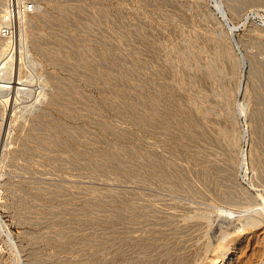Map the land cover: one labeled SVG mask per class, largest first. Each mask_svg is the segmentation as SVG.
<instances>
[{
    "label": "rangeland",
    "instance_id": "obj_1",
    "mask_svg": "<svg viewBox=\"0 0 264 264\" xmlns=\"http://www.w3.org/2000/svg\"><path fill=\"white\" fill-rule=\"evenodd\" d=\"M24 1L0 42V264H220L259 235L264 0Z\"/></svg>",
    "mask_w": 264,
    "mask_h": 264
},
{
    "label": "bare ground",
    "instance_id": "obj_2",
    "mask_svg": "<svg viewBox=\"0 0 264 264\" xmlns=\"http://www.w3.org/2000/svg\"><path fill=\"white\" fill-rule=\"evenodd\" d=\"M26 11H27V8H26ZM2 13H4V11H2ZM23 13H24V11H23V9H21V13L20 14H23ZM2 16H3V14H2ZM1 18L3 19V17H1ZM0 42H1V46H3V45H5L7 43V39H6V41L0 40ZM251 218L250 217L248 218L251 221L249 220L247 224H250V225H248L249 228H255V230H257V226L258 227L261 226V224H263V222H264L263 219L260 218V217H253L252 219ZM180 219H182V218H180ZM258 230L260 231L259 235H256V234L254 235V233H252V231H250L249 234L248 233H242V231H239V232L235 233L230 239L225 241L223 243V246H224L225 251H226V257L220 260V264H260L259 260L260 259L263 260L262 257L264 256V226L263 227L261 226V228L258 229ZM210 237H211V235H210ZM253 242L255 244L257 243L256 246H254V247H252L253 246Z\"/></svg>",
    "mask_w": 264,
    "mask_h": 264
},
{
    "label": "built area",
    "instance_id": "obj_3",
    "mask_svg": "<svg viewBox=\"0 0 264 264\" xmlns=\"http://www.w3.org/2000/svg\"><path fill=\"white\" fill-rule=\"evenodd\" d=\"M32 4L26 1L7 0L6 8L3 13L2 23L0 25V36L7 40L15 38L17 23L20 20L21 9L32 11Z\"/></svg>",
    "mask_w": 264,
    "mask_h": 264
}]
</instances>
